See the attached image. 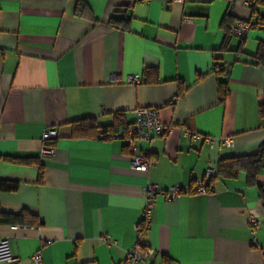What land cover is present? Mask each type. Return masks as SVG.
I'll list each match as a JSON object with an SVG mask.
<instances>
[{"label": "crops", "instance_id": "crops-1", "mask_svg": "<svg viewBox=\"0 0 264 264\" xmlns=\"http://www.w3.org/2000/svg\"><path fill=\"white\" fill-rule=\"evenodd\" d=\"M76 1L0 0V180L17 183L0 191V209L42 221L0 223L14 257L8 264H34L36 252L40 264H264V169L253 185L241 172L217 178L211 192L158 195L145 234L136 230L147 183L191 186L214 162L264 142V67L239 59L255 53L264 27L243 40L231 35L222 49L223 18L254 23L264 4L252 12L241 0H85L87 18L75 14ZM114 15L125 27L109 23ZM215 64L223 74L216 76ZM131 74L147 82H126ZM218 79L227 84L222 103ZM141 107L158 108L170 130L135 141L133 151L123 139L73 128L82 118L110 126L117 112L132 124ZM49 128L58 135L52 154L41 157ZM186 130L231 144L210 150L185 138ZM143 152L154 164L132 170V153ZM24 158L32 162L13 161ZM250 217L260 222L255 241ZM136 242L152 254L127 263Z\"/></svg>", "mask_w": 264, "mask_h": 264}, {"label": "built area", "instance_id": "built-area-1", "mask_svg": "<svg viewBox=\"0 0 264 264\" xmlns=\"http://www.w3.org/2000/svg\"><path fill=\"white\" fill-rule=\"evenodd\" d=\"M230 2L231 0H224ZM242 3L252 8L257 0H241ZM190 21V18H187ZM250 30V23L245 20H239L230 26L231 35L243 40ZM140 74H131L126 77V82L135 84L140 82ZM136 115L135 120L125 130H117L112 132H101L98 137L104 139L119 138L125 141L129 150H134L135 141L151 142L155 137L167 134L170 130L169 126H164L159 119V111L156 107H141L133 110ZM58 132L54 128L46 129L41 134L42 146L40 149V156H48L53 152V145L47 144L48 141L57 137ZM184 137L188 140L202 141L210 150L216 145L231 144V138H211L209 136H203L197 132L184 131ZM154 164V159L148 156L147 152L140 154L132 153L129 159V167L134 171L146 172L149 167ZM214 175V169H208L203 177L194 181L191 186L175 185L171 186L167 190L160 189L155 183H147L144 187V207L141 220L136 224L137 232L142 227L147 229L151 218V212L154 206L155 197L163 195L167 200L176 199L182 193L192 192L194 194H203L211 192L213 183L210 182V178ZM259 221L250 217L248 226L252 234V240L255 241L254 232ZM142 224V225H141ZM152 254V251L148 248H142L139 242H136L134 247L127 253L125 261L132 263L136 261L147 260ZM14 261V257L11 252L9 240L7 237H0V263L8 264ZM32 261L34 264H40V255L38 252L33 254Z\"/></svg>", "mask_w": 264, "mask_h": 264}, {"label": "trees", "instance_id": "trees-1", "mask_svg": "<svg viewBox=\"0 0 264 264\" xmlns=\"http://www.w3.org/2000/svg\"><path fill=\"white\" fill-rule=\"evenodd\" d=\"M256 3L264 4V0H257ZM252 12L254 9V5L252 6ZM75 14L82 17L90 18V13L87 8L85 0H77L75 5ZM229 16L226 15L222 22L224 23V27L226 28L227 34L225 36L222 49H228V41L231 37L230 33V22L228 23ZM124 18L119 16H111L109 19V23L115 26L124 25ZM250 23V28L254 27H264V17H259L254 23ZM241 52V51H240ZM242 56L239 58L246 63L257 64L264 67V41H259L256 51L253 55L245 54L241 52ZM214 72L216 76L223 74L224 67L219 66L218 64L214 65ZM147 75V73H146ZM143 82H147V79L141 80ZM227 92V84L224 80L217 81V98L220 103L224 102L225 96ZM184 90L180 89L178 92L177 98L182 97ZM258 115L260 119H264V93L259 95V103H258ZM130 124L125 123L123 115L121 112H117L114 114V122L110 126L99 127L96 126L92 118H82L74 122L73 128L79 131L84 132H93L94 136L97 137L101 132H112L117 131L119 128L125 130ZM56 139V138H55ZM50 140L47 144L53 145L54 140ZM12 161V158H8ZM13 161L19 163H31L32 160L29 158H24L22 160L14 159ZM38 163L39 173L38 177H41V164L37 162V160H33ZM212 168L214 169V175L210 178V182H214L217 178H233L236 177L239 173H244L246 175V183L248 185H253L256 183V177L260 173L262 169H264V142H262L257 150L248 155L242 156H230L226 158L219 159L217 162L212 164ZM17 188L16 182L11 181H3L0 180V191H15ZM0 223H8V224H21V225H40L42 221L34 214L30 213L27 210H21L17 213H8L4 212L0 209ZM142 225V224H141ZM147 229L143 227L139 229L138 235L142 237ZM140 246L144 247L142 244ZM145 248V247H144ZM162 264H171V262L167 259L163 260Z\"/></svg>", "mask_w": 264, "mask_h": 264}]
</instances>
